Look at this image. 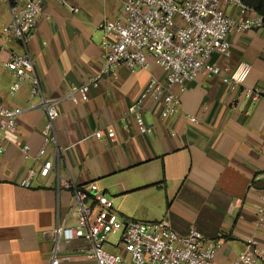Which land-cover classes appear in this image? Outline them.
Wrapping results in <instances>:
<instances>
[{
  "label": "crops",
  "instance_id": "1",
  "mask_svg": "<svg viewBox=\"0 0 264 264\" xmlns=\"http://www.w3.org/2000/svg\"><path fill=\"white\" fill-rule=\"evenodd\" d=\"M126 1L43 0L35 34L24 46L14 37H4L12 17L7 1L0 0L1 100L23 109L17 130L6 134V149L0 153V264L49 261L56 245L54 229L62 222L74 226L78 221L72 211L74 196L65 182L95 183L113 200L120 218L163 221L180 235L195 227L204 246L221 244L216 264H233L240 252L252 250L248 243L252 239L264 264L260 211L264 95L238 104L236 93L220 76L202 71L187 83L174 116L164 119L161 104H145L144 121L153 127L145 133L130 107L152 76L165 79L153 61L149 70L118 65L102 76L97 87L78 95V103L65 98L71 86L86 85L100 73L105 33L99 25L123 17ZM225 12L236 19L255 14L233 6ZM228 39L231 54L214 53L211 62L230 70L249 63L247 86L264 90V27L235 31ZM26 51L32 56L40 92L34 94L27 79L12 95L16 78L5 63L13 53ZM43 99L56 102L59 116L56 142L45 146L38 162L47 121ZM102 128H113L115 141L97 137ZM48 160L55 166L41 176L40 167ZM30 169L37 174L31 187H23L20 183ZM87 247L81 239L60 244L63 253L78 261L84 259Z\"/></svg>",
  "mask_w": 264,
  "mask_h": 264
},
{
  "label": "built area",
  "instance_id": "2",
  "mask_svg": "<svg viewBox=\"0 0 264 264\" xmlns=\"http://www.w3.org/2000/svg\"><path fill=\"white\" fill-rule=\"evenodd\" d=\"M12 20L4 28V37H14L27 46L34 36L39 16L43 11V0H6ZM66 1V0H61ZM233 6L245 11H254L243 0H127L124 15L115 20H105L99 27L105 33L103 43L105 62L100 73L83 86H71L65 98L78 103V95L87 94L90 87H97L102 76L118 65H125L131 71L149 70L153 61L165 73V79L152 76L139 99L130 107L141 133L151 131L146 125L143 113L149 101L162 105L161 116H174L181 103V95L187 83L205 71L208 76H220L222 81L236 93L238 104L247 100L257 101L264 90L247 86L246 81L252 66L241 62L233 70L211 62V56L231 54L228 36L264 27L263 18L254 11V16L236 19L226 14L225 8ZM73 11L77 9L72 8ZM5 67L13 72L15 81L10 94L14 95L22 83L29 79L32 92H40L39 79L34 75L31 54L13 53ZM47 121L42 134L44 146L38 151L36 160L46 153V145L56 142V120L59 113L56 102L43 99ZM23 109L4 104L0 94V153L6 149V134L15 132ZM196 121L195 117H189ZM96 136L115 141L113 128H102ZM29 150L28 146L24 147ZM61 151H57V158ZM55 163H42L39 174L47 176ZM37 171L30 169L21 181L23 187H31V180ZM264 177V170L260 174ZM74 196L72 211L78 217L77 224L69 226L60 223L53 231L56 245L46 264H216L221 244L203 245V236L195 227L180 235L163 221L146 222L120 218L114 203L95 183L79 186L65 182ZM264 212V191L261 194ZM263 220V216L260 217ZM118 235L117 240L115 237ZM81 239L87 244L84 259L78 261L74 255L60 250L62 242ZM252 250L242 251L233 264H261L258 247L248 240Z\"/></svg>",
  "mask_w": 264,
  "mask_h": 264
},
{
  "label": "trees",
  "instance_id": "3",
  "mask_svg": "<svg viewBox=\"0 0 264 264\" xmlns=\"http://www.w3.org/2000/svg\"><path fill=\"white\" fill-rule=\"evenodd\" d=\"M243 2L257 12L264 20V0H243Z\"/></svg>",
  "mask_w": 264,
  "mask_h": 264
},
{
  "label": "rangeland",
  "instance_id": "4",
  "mask_svg": "<svg viewBox=\"0 0 264 264\" xmlns=\"http://www.w3.org/2000/svg\"><path fill=\"white\" fill-rule=\"evenodd\" d=\"M117 238H118V235L115 237V241L117 240Z\"/></svg>",
  "mask_w": 264,
  "mask_h": 264
}]
</instances>
